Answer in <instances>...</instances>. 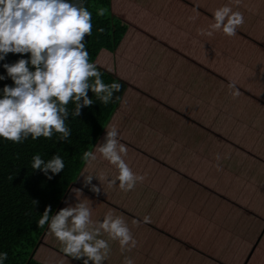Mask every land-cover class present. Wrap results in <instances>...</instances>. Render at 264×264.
<instances>
[{
	"label": "trees",
	"instance_id": "obj_1",
	"mask_svg": "<svg viewBox=\"0 0 264 264\" xmlns=\"http://www.w3.org/2000/svg\"><path fill=\"white\" fill-rule=\"evenodd\" d=\"M83 3L92 14V33L85 37L89 62L96 64L105 85L119 83L122 87L113 91L108 104L89 91L93 104L83 108L79 117L72 116L75 104L70 102L67 140L62 141L58 133L51 139L29 136L21 143L0 138V253L7 254L3 264H42L36 258L37 250L49 239L55 240L49 235L51 217L64 207L71 189L80 188L86 168L83 153L95 151L110 125L127 147L125 161L137 160V169L129 167L144 179L130 191L120 190L118 183L111 188L114 200L109 197L107 202L121 204L132 213L131 218L152 227L155 236L144 231L143 237L147 250H155L156 260L151 264H194V258L214 259L213 251L228 258H248L254 243L259 248L264 244L263 203L246 204L242 193L252 184L223 176L231 175L232 160L264 161V95L254 94L252 87L251 103L227 96L232 78L264 75V28L256 20V16L264 18L262 2ZM225 5L243 13L244 23L236 35L228 37L222 31L201 35L200 31L210 30L216 9ZM100 8L106 10L104 16L97 14ZM20 58L28 57L9 54L0 61V75H6L3 63ZM12 83L10 79L0 81V98L4 85ZM220 101L222 107H218ZM231 102L239 103L238 107ZM36 154L45 162L59 155L65 168L59 174L49 172V180L42 170L32 168ZM111 166L108 162V169ZM115 171L113 167L111 172ZM184 180L190 182L189 197L183 190ZM85 194L93 195L87 189ZM229 202L258 219L250 228L260 234L258 240L251 231V242L238 237L240 230L228 223L234 210L223 208ZM48 205L52 207L49 223L41 228L38 221ZM233 245L241 248L237 256L227 251Z\"/></svg>",
	"mask_w": 264,
	"mask_h": 264
},
{
	"label": "clouds",
	"instance_id": "obj_2",
	"mask_svg": "<svg viewBox=\"0 0 264 264\" xmlns=\"http://www.w3.org/2000/svg\"><path fill=\"white\" fill-rule=\"evenodd\" d=\"M105 11L100 8L97 14L104 16ZM91 21L92 14L83 0H0V61H5L9 54L28 57L2 65L6 75H0V81L10 79L13 83L5 84L2 89L0 138L21 143L29 136L33 140L51 139L58 133L62 141L67 140L71 135L65 123L70 102L75 104L72 116L79 117L83 108L93 104L89 91L108 104L113 91L121 90L119 83L105 85L96 64L89 62L85 37L92 33ZM243 23V13L225 5L214 12L210 30L200 31V34L212 36L215 31H222L233 37ZM90 78H95L94 82H90ZM228 86L233 97L240 95L235 82L230 81ZM118 135L116 127L110 125L95 151L84 152L82 160L86 172L97 160L98 153L118 171L108 180V186L114 187L118 181L120 190L130 191L144 177L134 174L125 162L127 147L119 142ZM216 159H220L219 155ZM32 168L42 170L51 180L48 173H61L65 164L59 155L45 162L36 154ZM81 177V187L71 189L75 202L71 198L65 200L66 207L52 216L50 223L52 207L48 205L38 226L42 228L49 223V235L61 243L65 256L83 264H104L110 247L107 240L98 237L107 234L110 240L118 241L122 252L134 248L136 241L125 221L114 218L111 212L105 214L102 222L93 225L91 209L80 198L87 189L98 199L103 194V185L92 181H101L104 177L84 173ZM144 220L148 222L149 218ZM6 259L7 254L0 253V264ZM123 264H133V261L126 257Z\"/></svg>",
	"mask_w": 264,
	"mask_h": 264
},
{
	"label": "crops",
	"instance_id": "obj_3",
	"mask_svg": "<svg viewBox=\"0 0 264 264\" xmlns=\"http://www.w3.org/2000/svg\"><path fill=\"white\" fill-rule=\"evenodd\" d=\"M252 4L254 7V1H252ZM256 20L258 24L264 28V18L260 16H256ZM231 80L243 89V93H240L238 97H233V95H230V96L226 95L230 100L239 101L240 99L246 103H251L252 95L250 93V90L252 87H255L253 90L254 94H257L260 96L264 95V93L262 94L261 92V87H262L261 83L264 84V75H256V74L250 73V74H246L243 80L238 79V77H234ZM218 86H220L219 83H218ZM218 86L216 88H218ZM231 103H233V106L235 109L239 105V103H236V102H231ZM223 104L224 102L220 101V104L218 107H222ZM157 130H162V129H157ZM155 137H156V134L153 136L152 139H155ZM216 148L218 149V151H220L219 146H216ZM125 162L128 164V166L131 165L132 167H136V169H137V166L139 165V162L134 159L128 160ZM113 167L115 166L112 165L108 169L107 161H101V162L94 161L91 167H87L86 172L84 170L85 175L87 174L94 175L93 174L94 171H97L99 174H101L104 177V179H102L101 181H98L96 179L92 181L93 184L99 185V183H101L103 185L102 187L103 197L101 194L100 197L97 199L94 195L85 194L83 198H81V201L86 203L87 206L91 209V213H92L91 220H92L93 225H95L98 222H102L105 214L109 212L112 213L114 218L115 217L122 218L127 224V226L129 227L132 233V236L136 241V246L134 248H131L130 251L125 250L122 252L118 241L110 240L107 234H104L101 237H98V238L107 240L109 243V247H110L108 258L104 261V264H123L126 257L131 259L133 261V264H151L153 261L156 260L154 258L155 250L153 249L151 251L147 250L148 248H146L145 245L143 244V237H144V231H146V234L149 236H155L152 227L147 226V224L145 225L143 223H140L137 220V218H131L130 214L132 213L128 212L127 208H123L121 204H119L118 206H114L113 204H109L107 202L109 197L111 198V200H114L113 195L115 192L111 190L112 187L108 186V180L114 178L118 174V171L111 172V169ZM230 172H231V175H224L223 178L230 179L233 181L242 179L252 184V186L249 189L244 190V192L242 193L244 196V202H246V204L254 203L255 205L256 202L262 201L263 206H261V208L263 210L262 209L260 210L262 214L264 212V161H255L254 159L253 160L247 159L246 161L239 162L238 160H232ZM82 180L83 178L81 177L80 183H82ZM118 183L119 182L117 181V184L116 186H114V188L118 186ZM189 188H190V182H186L184 180L183 190L187 197H189V193H188ZM70 198L72 199L73 202H75V199L74 197H72V195L69 196L67 199H70ZM240 199L238 197L237 199L238 203L240 202ZM166 200H168L167 197L165 201ZM233 201L236 202L235 199H233ZM246 204H243V205H246ZM64 207H66V204L64 205ZM223 208L226 212L228 210H232L233 212L234 210L235 213H238L241 216L244 215L243 217H241L240 220L238 219L239 221L235 219L234 216L229 215L230 219L228 220V223L234 224L235 231L240 230L239 231L240 233L238 235L239 238H243L244 240L251 242L252 240V237L250 235V231H251V233L255 237V240L259 239L260 234H256L253 230L250 229L252 224L258 223V219L254 218L252 214L246 212L241 206H238L234 203L229 202ZM250 219L252 221L251 225H249L247 221ZM48 242H50L51 244L48 243V244L42 245V248L47 249L45 258L41 259V258H38V255L36 256L37 260L41 262L42 264H83L82 261L75 260L70 256L60 255V253H62L61 251L62 245L56 238L55 240L49 239ZM52 244L55 247L56 253L53 252L52 249L50 253L48 251V249L52 247ZM263 247H264V244L262 245V250H261L259 248V245H257V243H254L252 253H250V256L248 258H245L243 260H239L236 258H228L224 254L219 253V251H213L212 257L216 258L218 260L217 262H215L212 259L210 260L207 258H194L192 261L195 262L194 264H264ZM239 249L241 248H239L238 245H233V248H228L227 251H233L232 255L237 256ZM259 249L260 251H258Z\"/></svg>",
	"mask_w": 264,
	"mask_h": 264
},
{
	"label": "rangeland",
	"instance_id": "obj_4",
	"mask_svg": "<svg viewBox=\"0 0 264 264\" xmlns=\"http://www.w3.org/2000/svg\"><path fill=\"white\" fill-rule=\"evenodd\" d=\"M258 1H261L262 2V6H264V0H258ZM97 162H101V161H106V160H104L98 153H97V160H96ZM108 162V161H107ZM94 175H96V174H99L97 171H94V173H93ZM81 187V186H80ZM88 191V190H87ZM102 197H103V194H102ZM234 218L235 219H241V217H243V216H241V215H239L238 213H235L234 215ZM245 218V217H244ZM238 220V221H239ZM248 221V223H249V225H251L252 224V221H251V219L250 220H247ZM240 223V222H239ZM241 225V224H240ZM47 244L49 243V244H51L50 242H46ZM262 248V247H261ZM260 248V249H261ZM51 249H52V251L53 252H55L56 253V250H55V247H54V245L52 244V247L50 248V249H48V251H49V253H50V251H51ZM260 249L258 250V251H260ZM46 252H47V249L46 248H39V250H37V253H36V256L38 255V258H41V259H44L45 258V256H46ZM60 255H63L64 256V254L63 253H60ZM212 260H214L215 262H217L218 260L216 259V258H214V259H212Z\"/></svg>",
	"mask_w": 264,
	"mask_h": 264
}]
</instances>
